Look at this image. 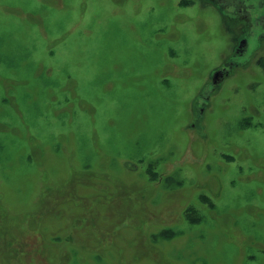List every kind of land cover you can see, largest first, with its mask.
<instances>
[{
    "label": "rangeland",
    "instance_id": "rangeland-1",
    "mask_svg": "<svg viewBox=\"0 0 264 264\" xmlns=\"http://www.w3.org/2000/svg\"><path fill=\"white\" fill-rule=\"evenodd\" d=\"M227 27L209 0H0V264H264V45L194 103Z\"/></svg>",
    "mask_w": 264,
    "mask_h": 264
},
{
    "label": "flooded vegetation",
    "instance_id": "flooded-vegetation-1",
    "mask_svg": "<svg viewBox=\"0 0 264 264\" xmlns=\"http://www.w3.org/2000/svg\"><path fill=\"white\" fill-rule=\"evenodd\" d=\"M209 1L210 6L217 11L220 21L228 24L229 49H231L232 58L220 66H215L207 75L208 80L204 84L205 95L200 94L194 100L198 112H202L209 105V96L215 93L214 91L226 81L232 72H235L234 68L237 69L242 65L246 68V64L249 65L259 59L260 53L256 55L255 49L264 45V0ZM251 43L256 47L249 51ZM245 56L249 59H246V64L234 62L237 58L245 59L243 58Z\"/></svg>",
    "mask_w": 264,
    "mask_h": 264
}]
</instances>
